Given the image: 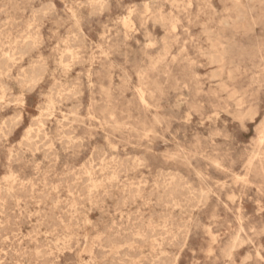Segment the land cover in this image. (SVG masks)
Returning a JSON list of instances; mask_svg holds the SVG:
<instances>
[{
  "label": "clouds",
  "instance_id": "9594fccd",
  "mask_svg": "<svg viewBox=\"0 0 264 264\" xmlns=\"http://www.w3.org/2000/svg\"><path fill=\"white\" fill-rule=\"evenodd\" d=\"M0 264H264V0H0Z\"/></svg>",
  "mask_w": 264,
  "mask_h": 264
}]
</instances>
